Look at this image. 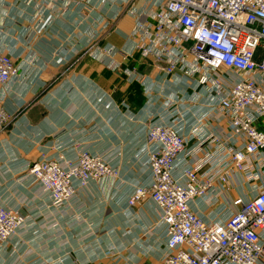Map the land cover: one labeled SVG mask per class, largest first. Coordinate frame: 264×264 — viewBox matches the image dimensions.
<instances>
[{"label":"built area","instance_id":"obj_1","mask_svg":"<svg viewBox=\"0 0 264 264\" xmlns=\"http://www.w3.org/2000/svg\"><path fill=\"white\" fill-rule=\"evenodd\" d=\"M16 1L51 10L56 2L91 11L113 5L114 19L126 12L134 20L133 51L151 59L164 79L158 87L125 70L146 94L135 154L145 176L131 185L125 205L155 210L162 264H264V0ZM2 6L10 7L4 0ZM95 18L91 30L103 23ZM114 52L91 53L118 70ZM17 57L0 48V131L15 113L3 98L19 75ZM72 145L50 146L54 155L41 148L26 168L49 208L68 206L89 184L121 180L105 158ZM69 148L76 150L72 159ZM22 226L0 192V245Z\"/></svg>","mask_w":264,"mask_h":264},{"label":"crops","instance_id":"obj_2","mask_svg":"<svg viewBox=\"0 0 264 264\" xmlns=\"http://www.w3.org/2000/svg\"><path fill=\"white\" fill-rule=\"evenodd\" d=\"M4 2L10 7L0 0V48L18 56L19 75L6 88L3 105L23 114L7 135H0V192L5 205L27 219L0 245V264H162L155 210L149 203L130 209L125 205L131 185L145 176L143 161L135 158L142 145L140 112L146 101L135 89L142 87L91 53V23L97 16L104 23L114 6L93 11L76 5L64 11L48 7L42 13L38 4ZM58 10L63 15L56 18ZM133 26L130 18L120 17L96 41L114 49L116 64L159 87L164 79L160 68L133 51ZM39 98L50 108L40 109L33 122L36 112L26 106ZM5 137L12 143L3 142ZM56 144H73L102 156L118 168L121 180L89 184L68 206L49 208L45 192L30 184L25 172L41 148L54 155L49 147ZM75 152L67 149L66 157L74 158ZM228 193L235 196L233 189Z\"/></svg>","mask_w":264,"mask_h":264},{"label":"rangeland","instance_id":"obj_3","mask_svg":"<svg viewBox=\"0 0 264 264\" xmlns=\"http://www.w3.org/2000/svg\"><path fill=\"white\" fill-rule=\"evenodd\" d=\"M67 5V3H64V5ZM61 5V2H59L58 3V5H55V8L54 9H61L62 7L60 6ZM59 6V7H58ZM58 7V8H57ZM39 10H43L42 8L41 9H39ZM59 10H58V12H56V15H55V17L57 18V16H59V15H63L61 12H59ZM44 11L45 10H43L42 11V13H44ZM62 11V10H61ZM64 13V12H63ZM120 17H128V18H130L127 14H126V12H123L122 14H120V16L119 17H117L116 19H114L113 17H107L106 16V19H105V23H101L100 24V20H99V22H96V25H94V27L92 28V32L93 33H95L94 35L97 37L96 38V40L98 39V41L100 40L99 38H101V37H104V36H107L108 34H109V32L113 29V25L115 24V22H117V20L120 18ZM132 21H133V25H134V20L132 19V18H130ZM53 21V20H52ZM94 22V21H93ZM50 23V22H49ZM134 27V26H133ZM95 40V41H96ZM93 41V43H92V50L93 49H98V50H101L103 47H101V45L99 44V42L98 41ZM98 42V43H97ZM126 69H128V67L126 68V67H121L120 66V68L118 69V70H116V71H120L121 72V75L122 76H124V77H126L127 78V76H126V74H125V70ZM138 86V85H137ZM136 91V93L138 94V96H139V98H140V100H145L146 99V94H145V92H144V89L143 88H140L139 86H138V88H136L135 89ZM132 91V90H131ZM131 97L132 96H129V98H128V102H131ZM43 98H39V99H34V100H32L31 102H29V103H27V106L26 107H29L30 109H31V112L33 111V112H36V114L35 113H32L34 116L32 117L33 118V122L34 121H36L37 119H38V116H39V111H40V109L42 110V109H46L47 110V108H50V106L49 107H46L45 108V105L44 104H42V100ZM28 102V101H27ZM23 114V112H20L17 116L14 114L13 115V117H12V119H11V121L0 131V135H4V134H8V132L10 131V129H12L14 126H15V124H18L17 123V120H18V116H20V115H22ZM38 121V120H37ZM4 137V136H3ZM3 142H6V143H9L10 141H9V139L8 138H3V140H2ZM12 142H10L9 144H11ZM34 146H36L37 144L34 142V143H32ZM16 212H18V211H16ZM18 214L21 216V218H22V220H23V224H25V222H26V217L27 216H23L21 213H19L18 212Z\"/></svg>","mask_w":264,"mask_h":264}]
</instances>
